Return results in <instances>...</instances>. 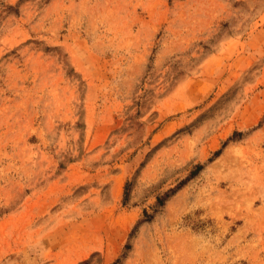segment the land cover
<instances>
[{"label": "rangeland", "instance_id": "1", "mask_svg": "<svg viewBox=\"0 0 264 264\" xmlns=\"http://www.w3.org/2000/svg\"><path fill=\"white\" fill-rule=\"evenodd\" d=\"M0 264H264V0H0Z\"/></svg>", "mask_w": 264, "mask_h": 264}]
</instances>
